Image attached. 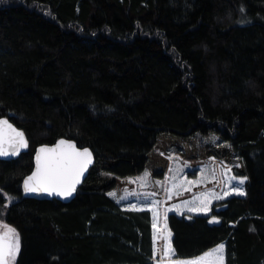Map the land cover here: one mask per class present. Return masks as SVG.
Segmentation results:
<instances>
[{
  "label": "trees",
  "instance_id": "1",
  "mask_svg": "<svg viewBox=\"0 0 264 264\" xmlns=\"http://www.w3.org/2000/svg\"><path fill=\"white\" fill-rule=\"evenodd\" d=\"M0 116L29 142L0 160L14 264H153L152 213L129 205L156 193L162 226L164 207L222 191L225 168L246 195L170 211L173 258L224 242L225 264H264V0H5ZM61 137L95 163L67 202L25 197L36 146ZM169 168L203 183L168 200Z\"/></svg>",
  "mask_w": 264,
  "mask_h": 264
},
{
  "label": "snow or ice",
  "instance_id": "2",
  "mask_svg": "<svg viewBox=\"0 0 264 264\" xmlns=\"http://www.w3.org/2000/svg\"><path fill=\"white\" fill-rule=\"evenodd\" d=\"M4 2L5 0H0V3ZM28 147L29 142L25 133L14 127L8 119L0 118V156H19L21 150ZM92 163V152L88 148H78L72 141L60 139L51 147L42 145L35 155V170L23 180V191L25 193H47L62 198H69L76 192L77 185L81 183V178ZM180 171L182 169L169 168V173L172 175L167 177V179L171 186L165 188L168 200L172 199L173 194L179 195L181 189L190 192L192 185L203 183V180L189 181L186 178L181 179L178 174H174ZM230 172L231 169L225 168L222 170V175L226 176L222 191L217 192L209 189L194 193L191 199L181 200L180 203H174L171 207H164L162 226L159 225L162 202L154 198L157 195L156 193L144 192L143 196L146 199L141 205H129L132 210L144 211L147 209L152 213L154 256L157 251L160 253V259L156 260V264H225L224 243H220L211 250L205 251L194 258L174 259L175 249L171 243L172 233L168 227L167 218L168 213L173 210L181 214L187 210L188 213L207 215L212 212L214 201H222L234 194L238 196L246 195L243 187L233 186L232 181L238 180L239 185H243L248 177L227 175ZM149 175L145 171L144 175L138 178L142 188L147 187ZM213 179H215V175H213ZM156 183L162 184L161 181H157ZM0 192H3V190L0 189ZM109 195H114V193H109ZM129 195H140V193H129ZM5 196L9 202H12L14 199L7 196V194ZM189 219H191V216H189ZM219 222V218L215 215L211 216V219L208 221L210 224ZM157 240L163 241L161 249L155 247ZM19 250L20 236L17 230L0 222V264H14Z\"/></svg>",
  "mask_w": 264,
  "mask_h": 264
},
{
  "label": "water",
  "instance_id": "3",
  "mask_svg": "<svg viewBox=\"0 0 264 264\" xmlns=\"http://www.w3.org/2000/svg\"><path fill=\"white\" fill-rule=\"evenodd\" d=\"M0 118L8 119L9 122H10L11 124L14 125V127H16L17 129L21 130V129H20L19 127H17V126H16V125H15V124H14V123L8 118V117H6V116H0ZM21 131H22V130H21ZM60 139H64V140H68V141H72V142H74V143L76 144V146H77L78 148H81V149H83V148H88V149L92 152V155H93V163H92L91 165H89L87 171L84 173V176L81 178V183H80L79 185H77V189L81 186L83 180H84L85 177L87 176V173H88L89 169H90V168L93 166V164L95 163V156H94V153H93V151H92L88 146H83V147H81V146H79L74 140H71V139H68V138H64V137H61V138L57 139V140H56L55 142H53V143H43V144H40V145L36 146V148H35V150H34V153H33V167H32V170H31L27 175H25V177L23 178V180L35 170V166H36V165H35V155H36L37 150L40 148V146H42V145H48L49 147H51V146L55 145V144L57 143V141H59ZM25 151H26V149L21 150L20 155H21L23 152H25ZM20 155H19V156H20ZM19 156H12V155H9V156H0V160H13V159H16V158L19 157ZM23 180H22V184H21V186H22V192H23V195H24L25 197H31V198H35V199H46V200L57 199V200L62 201V202H67V201L71 200V199L74 197L75 193H76V192H75V193H74L71 197H69V198H62V197H60V196L49 195V194H47V193H25V192L23 191ZM77 189H76V191H77Z\"/></svg>",
  "mask_w": 264,
  "mask_h": 264
},
{
  "label": "rangeland",
  "instance_id": "4",
  "mask_svg": "<svg viewBox=\"0 0 264 264\" xmlns=\"http://www.w3.org/2000/svg\"><path fill=\"white\" fill-rule=\"evenodd\" d=\"M0 222H2V221H0ZM3 223H4V222H3ZM4 224H6V223H4ZM222 243H224V242H222ZM219 244H220V243H219ZM219 244H217V245H219ZM224 244H225V243H224ZM217 245H216V246H217ZM214 247H215V246H214ZM214 247H213V248H214ZM225 247H226V244H225ZM210 250H211V249H210ZM207 251H209V250H207ZM200 255H201V254H200ZM198 256H199V255H198ZM195 257H196V256H195ZM190 258H194V257H190ZM176 259H185V258H176ZM152 262H153V264H156V260H153Z\"/></svg>",
  "mask_w": 264,
  "mask_h": 264
}]
</instances>
